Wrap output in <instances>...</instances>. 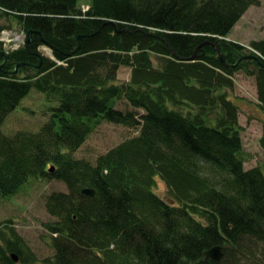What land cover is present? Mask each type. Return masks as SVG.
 Wrapping results in <instances>:
<instances>
[{
	"label": "trees",
	"instance_id": "16d2710c",
	"mask_svg": "<svg viewBox=\"0 0 264 264\" xmlns=\"http://www.w3.org/2000/svg\"><path fill=\"white\" fill-rule=\"evenodd\" d=\"M82 1L0 0V14L31 31L29 49L0 44V196L32 179L67 187L46 199L52 255L39 260L11 222L0 223V264H264V161L245 168L239 107L223 91L242 68L255 75L264 110V39L251 49L226 39L259 0H87L81 10ZM108 19L119 31L102 26ZM206 40L237 65H222ZM32 88L55 102L49 118L38 131L4 133ZM103 121L137 133L94 163L76 158ZM258 141L264 153V125ZM217 245L222 258L205 260Z\"/></svg>",
	"mask_w": 264,
	"mask_h": 264
},
{
	"label": "rangeland",
	"instance_id": "374dc122",
	"mask_svg": "<svg viewBox=\"0 0 264 264\" xmlns=\"http://www.w3.org/2000/svg\"><path fill=\"white\" fill-rule=\"evenodd\" d=\"M81 3V10H87L89 2L83 0ZM0 26L9 27L17 32L22 31L19 20L12 15L0 14ZM226 39L247 45V49H251L250 41L264 39V0H259L257 5H251L246 10ZM9 47L11 48L4 47V52H7ZM38 48L43 55L50 54L49 57H52L48 47L40 45ZM236 65L237 62L232 66ZM129 74V68L121 66L117 71V81L124 82L129 79ZM233 78L234 87L225 88L223 91L239 107L241 138L247 153L244 166L251 168L261 165L264 161V153L258 141L264 125V110L258 101L255 75L239 68L234 72ZM54 104L55 102L47 99L43 92L32 88L6 116L1 129L6 134H13L17 130L38 131L49 118L50 107ZM117 106L122 109L127 107L124 102L118 103ZM137 111L142 112L141 109ZM136 133L137 128L103 121L74 156L94 163L98 155ZM155 190L163 196L165 186L159 181ZM59 191H67L65 183L61 180L32 179L14 196L10 198L0 196V223L11 222L39 260L53 253L49 240L51 232L47 229L46 223L55 220V217L48 213L46 199L52 192Z\"/></svg>",
	"mask_w": 264,
	"mask_h": 264
},
{
	"label": "water",
	"instance_id": "95a60500",
	"mask_svg": "<svg viewBox=\"0 0 264 264\" xmlns=\"http://www.w3.org/2000/svg\"><path fill=\"white\" fill-rule=\"evenodd\" d=\"M103 25H112L116 31H119L116 22H115L114 20H112V19L105 20L104 23L102 24V26H103ZM102 26H101V27H102ZM124 30H125V29H122V31H124ZM30 34H31V31L27 32L26 46H27L28 49H29V45H30ZM79 40H80V36L78 35V36H77L78 46H77L74 50H72V51L69 53L70 55H72V54H74L75 52H77V50L80 48V42H79ZM217 43H218V41H216V40H215L214 42H211V41H209V40H206V41H205V44H211L212 47H213L214 49H216V52H217V58H218L219 62H220L222 65H224V66H226V67H229V66L235 65V64H229V63H227V62L225 61V59L223 58V56L220 54L219 50L217 49ZM170 50H171V49H170ZM0 52H1L2 54H4L3 51H0ZM171 52H172L173 54H175L173 50H171ZM258 56H259V55H257V56L255 57V59L257 60V62H258L260 65H262L263 63L261 62V59H260ZM193 58H194V55H192V56L190 57V59H193ZM17 66H18V65H17ZM17 66H16V68H17ZM263 66H264V65H263ZM16 68H15V70H16ZM51 169H52V168H51ZM82 193H84V194H86V195H89V196H94V195L96 194V191H95V189H93V188L86 187V188H84V189L82 190ZM224 250H225V248H224L223 246H220V245H217V246H214V247L210 248L209 250L205 251V253H204V255H205V260H208V259H210V258H211V259H214V260H220V259L222 258V256H223ZM11 256H12V258H13L16 262L18 261V256H17L15 253H12Z\"/></svg>",
	"mask_w": 264,
	"mask_h": 264
},
{
	"label": "built area",
	"instance_id": "2783aa9c",
	"mask_svg": "<svg viewBox=\"0 0 264 264\" xmlns=\"http://www.w3.org/2000/svg\"><path fill=\"white\" fill-rule=\"evenodd\" d=\"M21 38V39H20ZM26 33L24 30L17 32L9 28L0 31V43L3 47L11 46L10 49H16L25 44Z\"/></svg>",
	"mask_w": 264,
	"mask_h": 264
},
{
	"label": "bare ground",
	"instance_id": "6f19581e",
	"mask_svg": "<svg viewBox=\"0 0 264 264\" xmlns=\"http://www.w3.org/2000/svg\"><path fill=\"white\" fill-rule=\"evenodd\" d=\"M100 28H101V27H100ZM100 28H99V30H100ZM22 30H24V29H22ZM99 30H98V31H99ZM24 31H25V30H24ZM86 35H87V34H85V35H84V34H79L80 39H81V37L86 36ZM79 42H80V40H79ZM44 46H45V45H44ZM170 51H171V50H170ZM83 194H84V193H83Z\"/></svg>",
	"mask_w": 264,
	"mask_h": 264
}]
</instances>
